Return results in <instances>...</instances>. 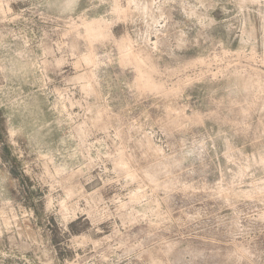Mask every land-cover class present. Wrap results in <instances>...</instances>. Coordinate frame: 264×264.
Segmentation results:
<instances>
[{
	"label": "rangeland",
	"instance_id": "1",
	"mask_svg": "<svg viewBox=\"0 0 264 264\" xmlns=\"http://www.w3.org/2000/svg\"><path fill=\"white\" fill-rule=\"evenodd\" d=\"M0 264H264V0H0Z\"/></svg>",
	"mask_w": 264,
	"mask_h": 264
}]
</instances>
